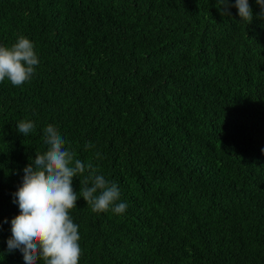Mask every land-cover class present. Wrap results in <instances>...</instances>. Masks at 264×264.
Masks as SVG:
<instances>
[{
	"label": "trees",
	"instance_id": "1",
	"mask_svg": "<svg viewBox=\"0 0 264 264\" xmlns=\"http://www.w3.org/2000/svg\"><path fill=\"white\" fill-rule=\"evenodd\" d=\"M249 5L248 25L217 0H0V46L22 35L39 59L22 86L0 82V264H25L7 251L13 194L49 124L127 205L94 213L88 172L73 178L79 264H264V18Z\"/></svg>",
	"mask_w": 264,
	"mask_h": 264
},
{
	"label": "clouds",
	"instance_id": "2",
	"mask_svg": "<svg viewBox=\"0 0 264 264\" xmlns=\"http://www.w3.org/2000/svg\"><path fill=\"white\" fill-rule=\"evenodd\" d=\"M260 6L259 17L264 18V0H256ZM221 16H231L230 8L238 10L240 21L251 24L253 11L249 0H217ZM39 59L33 43L19 36L11 47L0 46V82L6 78L13 86H22L32 79ZM31 120H21L16 130L25 137L34 130ZM43 141L47 150L35 154L23 169L22 184L13 194V203L19 214L11 220V237L7 240L9 253L19 250L25 264H79L81 247L78 225L73 222L70 210L77 206V192L73 190V178L86 171L80 195L94 213L115 214L126 211V203L120 201V191L91 163L76 158L73 151L65 147L66 140L59 130L49 124L43 130ZM94 147L91 143L85 148ZM99 156V153H97ZM91 181V186L88 182ZM7 222V220H5Z\"/></svg>",
	"mask_w": 264,
	"mask_h": 264
}]
</instances>
